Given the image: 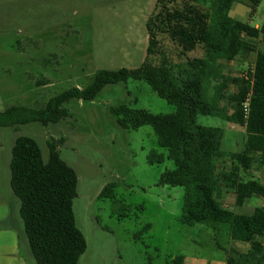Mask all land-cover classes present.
<instances>
[{
  "label": "rangeland",
  "instance_id": "374dc122",
  "mask_svg": "<svg viewBox=\"0 0 264 264\" xmlns=\"http://www.w3.org/2000/svg\"><path fill=\"white\" fill-rule=\"evenodd\" d=\"M51 1L59 12L53 22L43 19L51 4L46 0L33 1L26 10L29 18L42 15L41 20L33 19L32 27L28 26L27 32H35L33 36L22 31L25 19L18 17L12 24L0 19V111L10 105L41 108L69 88L87 87L101 69L136 68L144 60L145 24L154 0ZM17 6L21 7L18 4L13 8ZM229 15L252 26L260 25L264 0L253 14L249 6L234 3ZM256 45L264 51V43ZM253 59L254 53H244L233 65L225 63L224 71L237 76L251 66ZM235 90L230 84L229 92ZM121 104L154 114L175 111L144 81L129 79L106 85L93 100H68L64 107L69 116L56 124L0 126V227L9 228L0 233V243H10L20 228L22 234V220L10 210L19 201L11 197L8 161L15 139L29 136L37 141L44 160L48 142L62 138L57 143L59 155L77 174L72 207L75 224L86 241L78 264H170L175 255H183L187 263L196 256L197 264H219L227 255L237 257L248 245L236 241L240 244L236 246L238 251H242L238 252L228 243V224L205 221L189 226L180 222L184 189L157 184L162 172L174 168L173 161L166 157V149L159 147L151 126L124 129L116 123L109 107ZM225 105L230 112V105ZM196 123L222 128L221 150L243 149V127L217 116L198 115ZM152 150L164 155L161 163L147 162ZM108 184H113V198L100 197ZM217 196L237 214H251L256 203L237 207L231 204L229 194ZM120 204L127 208L124 217L118 216L123 212ZM146 224L150 226L144 228ZM27 256L34 264L29 250Z\"/></svg>",
  "mask_w": 264,
  "mask_h": 264
},
{
  "label": "trees",
  "instance_id": "16d2710c",
  "mask_svg": "<svg viewBox=\"0 0 264 264\" xmlns=\"http://www.w3.org/2000/svg\"><path fill=\"white\" fill-rule=\"evenodd\" d=\"M260 1L154 0L145 24L146 54L138 67L101 69L87 87L69 88L41 108L10 105L0 111V126L56 124L69 116L64 103L70 99L93 100L108 84L144 81L175 107L173 113L154 114L125 104L109 107V112L124 129L152 127L159 147L166 149V157L174 164L160 174L157 184L184 189L180 222L189 226L205 221L226 223L230 238L247 243L249 249L237 257L227 255L225 264H264V185L240 177L253 166L264 167V51L256 45L264 43V20L255 27L229 15L234 3L249 6L253 14ZM244 52L254 53L251 66L238 77L222 74L218 63L233 61ZM230 81L236 90L227 93ZM248 94L245 115L242 105ZM222 101L230 104V112L220 106ZM198 115L217 116L243 127V149L222 151V128L197 124ZM61 141L48 142L46 160L37 141L29 136H18L11 149L10 187L19 201L34 264H78L86 250L72 207L77 174L59 155L57 143ZM220 158L228 159L230 166L218 172ZM163 160L164 155L155 150L147 155L150 164ZM219 187L233 191L237 207L252 196L261 198L263 205L250 215L237 214L214 198ZM100 197L113 198V184L106 185ZM120 209L123 212L118 216L124 217L127 208L120 204ZM170 264H186L185 257L175 255Z\"/></svg>",
  "mask_w": 264,
  "mask_h": 264
},
{
  "label": "crops",
  "instance_id": "0c3cea01",
  "mask_svg": "<svg viewBox=\"0 0 264 264\" xmlns=\"http://www.w3.org/2000/svg\"><path fill=\"white\" fill-rule=\"evenodd\" d=\"M33 1H44V0H0V19L5 21L4 24H12L14 22V20L17 19L18 17H19L18 19H20V18L22 20L25 19V20L22 21V24H21V25L25 26V27H22V31H26V35H30L31 34L33 36V34L35 32H32V33L29 34V32H27V30L30 27H28V26L30 25L32 27V24L34 23V22H32L33 19H37V20H41L42 19L41 13L36 18H32V17L29 18V15L27 14L26 10L28 9V7H30V5L33 3ZM46 1H48L51 4H50V6L48 8V9H50L49 12L43 17V19H45V21H47V22L49 20H50V22H53L54 19L57 20L56 18H54V16H56L57 18L59 16L58 10H55V8H57V5L54 8V4H52L51 0H46ZM18 4H20L21 7L17 6L14 9L13 7L15 5H18ZM73 13H74V11L72 9V14ZM254 26L258 27L259 25L255 24ZM244 53H247V52H244ZM244 53L240 54L239 56L241 57ZM248 53H251V52H248ZM237 58L234 59L233 61H222V62L218 63L222 74H224L225 76H230V75H227V73H225L224 65H226L225 63H227V65H233V63L237 60ZM238 76H240V74L237 75V76H230V77H238ZM230 84L231 85L232 84L235 85V83L230 81L228 83V88L226 90L227 93H230L229 92ZM225 104L230 105L226 101L220 102V106L221 107L225 108V106H226ZM230 109H231V107H230ZM221 120H223V119H221ZM225 122H227V121H225ZM228 123L229 124H233V123H230V122H228ZM233 125H236V124H233ZM244 132H245V130H244ZM243 146H244V144H243ZM224 152H230V151H224ZM252 154L255 155L254 153H252ZM9 163H10V159L8 161V167H9ZM220 164H221V166H220ZM229 166H230V163H229L228 159H226V158L217 159V171L218 172L223 171V170H227L229 168ZM240 177L243 180H247L249 178H252V179H255L258 182H260L262 185H264V167L253 166L247 173L241 172L240 173ZM8 184L10 186V181L9 180H8ZM11 192H12V190H11ZM218 193L222 194V196H221L222 198H223V195L225 193L229 194L230 196H232L231 204H235V197H234L233 191H231L229 189H226L224 187H219V189L216 191V193L214 195L217 198H218V196H217ZM11 197H14L13 193L11 194ZM11 200L14 201L13 198H11ZM218 200H219L218 202L221 203L224 206L223 201H221V199H219V198H218ZM251 202L252 203L256 202L254 207H252V212H253V209L255 207L263 205L262 199L259 198L258 196H252L245 204H248V206H249V204ZM10 210H12L14 212V214L16 215V218L20 217L19 216V205H18V202H16L15 206L13 208H11ZM248 215H250V214H248ZM15 222L17 223L16 220H15ZM18 223H20V222H18ZM8 230H9L8 227H0V233L8 231ZM19 230H20V232H16L15 231L14 236H13L15 238H14V240L12 238V241L10 243H8V244L0 243V264H32L31 262L28 261L29 257L27 256V253H28L29 249H28L27 240H26V237H25V234H24V229L22 230V234H21V228ZM228 239H229L228 243L230 245H232L233 247L237 248L236 246L240 245V244H238V242H236L235 240H232L230 238V231H229V234H228ZM263 239H264V236H263ZM21 240H22V242H20ZM248 249H249V245L248 246L244 245L243 249H240V250H242V251L244 250L243 252H246ZM238 250L239 249L237 248V251ZM242 251H238V252H242ZM197 258L198 257L195 256V258H191L192 261L190 263H187V258L185 257V262H186V264H197L196 263V259ZM219 262H218L219 264H225V261H222V263H221V261H219Z\"/></svg>",
  "mask_w": 264,
  "mask_h": 264
},
{
  "label": "built area",
  "instance_id": "2783aa9c",
  "mask_svg": "<svg viewBox=\"0 0 264 264\" xmlns=\"http://www.w3.org/2000/svg\"><path fill=\"white\" fill-rule=\"evenodd\" d=\"M248 101H249V94H248L247 97L245 98V101H244V103H243V105H242V107H243V111H244L245 115L247 114V105H248Z\"/></svg>",
  "mask_w": 264,
  "mask_h": 264
}]
</instances>
